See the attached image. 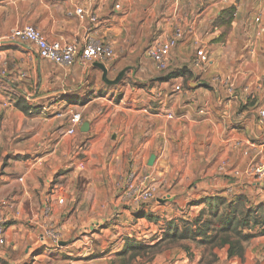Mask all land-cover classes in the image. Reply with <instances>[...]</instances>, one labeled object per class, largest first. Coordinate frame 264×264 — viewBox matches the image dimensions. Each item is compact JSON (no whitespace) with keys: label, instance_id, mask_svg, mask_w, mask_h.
<instances>
[{"label":"crops","instance_id":"0c3cea01","mask_svg":"<svg viewBox=\"0 0 264 264\" xmlns=\"http://www.w3.org/2000/svg\"><path fill=\"white\" fill-rule=\"evenodd\" d=\"M126 3L114 13V0H0V38L29 24L51 42L81 44L90 37L117 52L141 49L137 39L131 48L130 28L124 29L128 10L136 5ZM173 3L181 9L184 38L171 50L169 68H185L192 78L189 89L169 97L128 84L111 106L105 101L111 86L119 85L132 65L125 64L111 84L95 64L105 67L108 81L120 71L109 78L105 63L61 67L39 59L31 44H0V199L7 217L0 264H110L124 236L146 239L160 224L148 212L161 207L124 199L121 185L130 171L152 174L166 221L193 214L203 206L197 202L209 196L242 194L264 204V184L257 177L233 174L264 160V122L257 113L264 109V32L256 35L254 22L259 17L264 25V0H232L237 13L226 33L216 22L229 0ZM75 6L91 12L95 22L78 18ZM164 20L156 26L165 28ZM122 28L126 46L118 45ZM140 33L138 39L146 34ZM170 34L163 31L160 38ZM196 39L210 53L203 72L190 67ZM218 75L232 77V91L214 81ZM204 102L208 107L201 113ZM104 105L101 112L98 106ZM69 109L81 115L73 134L67 133ZM221 251L220 259L238 264ZM241 264H264V237L247 244Z\"/></svg>","mask_w":264,"mask_h":264},{"label":"rangeland","instance_id":"374dc122","mask_svg":"<svg viewBox=\"0 0 264 264\" xmlns=\"http://www.w3.org/2000/svg\"><path fill=\"white\" fill-rule=\"evenodd\" d=\"M117 2H120L121 5H119ZM126 2L127 0H114V13H117L118 10L126 9L127 8ZM230 2H232V0H229V3H227V7H225V9L232 7L234 9L233 11V17H234L235 13H237V10H235V6L233 7V5H231ZM133 3H136V5L131 6L130 14L128 10L129 16H127V18L123 21V23L126 24V26L124 25V29H128V27L130 28L128 30V34L131 36L129 40L131 48L135 47L134 45H132L135 39H137L136 40L137 44L143 43V47L142 48L140 47L141 49L136 48L135 50L132 51H126V49H124L123 51L117 52L116 51L117 48L116 47L114 48L113 45L115 56L111 61H109L106 64L108 67V77L114 78V76L123 68L125 64L128 65L130 64L132 65V67L126 70V73L124 74L119 85L111 86L112 97L110 96L109 99L106 98L105 100V101H110L111 106L114 105V102H117L121 97H123V94L126 91L128 84L129 87L134 88L135 91H138V89H144L148 86L153 87L155 95L159 93L161 98L163 95H167L169 97V95L173 94L175 90L178 91L177 89L178 85L176 84H180L179 85L180 89H189V81L192 78L191 75L187 74L188 72L187 70L183 78L179 77L175 80L174 83H172L171 80L172 78L168 79V75L172 74L173 70L168 67V69L165 72H158L157 70H155V68L152 67L149 58L146 57L145 55V50L149 46L150 42L155 38H160L161 33L163 31L172 33L174 26L183 27L182 20L180 19L181 16L180 6L176 7L175 3H173V0L172 1L168 0L167 4L165 3L164 5L163 4L150 5L140 0H133ZM160 18L166 19L164 20L165 22L161 21V24H163L164 26L166 25V27L163 29L161 27L156 26V22ZM193 18L194 16L186 18L187 22H189V19H191L192 21ZM226 21L227 20H223V22ZM117 23H118L117 18H114V25ZM213 24H215V22H213L210 25L211 28L214 27V26L212 27ZM229 28L230 25L226 23H223L220 26L221 31L225 33L229 31ZM126 32L127 30H123V28L122 30L119 31V37H118L119 46L127 45L126 41L123 42V40L126 39V35H127L125 34ZM140 32H145L146 34L143 35L140 39H138V34H141ZM93 40L102 41L101 39L98 38ZM75 64L84 66L79 63H75ZM140 66L143 67V69H140L141 68ZM153 76L158 77L157 82L154 81V79H151ZM162 81H166V85L161 84L162 86H160V83ZM93 104L96 103L94 102ZM151 104H153V102ZM105 108L106 105L102 107L98 106V109L101 112H103ZM109 121L110 120H108L107 123ZM113 121L112 123H114ZM157 193L158 192L155 193L154 198L145 202L147 203V205H154L161 207L160 212L158 211L148 212L150 214L149 216L152 221L155 220L160 221V224L158 223V226L154 229L155 232L150 233L146 239H142V240H136L133 236L132 237L124 236L123 237L124 243L122 245L120 244V247L117 248L118 251L114 254V258L110 259V264H227V261L225 259H220L219 257L220 254L222 253L220 248L211 250L210 246L198 243L197 240L199 239H197L196 241H192L190 239H181V240L179 239L170 240L167 238L163 239V234H164L163 230L165 228L164 224L166 222L164 216L166 214L165 213L166 210L165 208H163L164 204L159 203V201H156V198L161 197ZM234 197L235 196H230L225 198L233 199ZM163 201L169 203L168 201L171 200L164 199ZM193 202L194 201H191L190 203ZM251 203H255V201H251ZM201 208L197 209L191 215L186 216V214L183 213L185 216L183 214L181 216L184 217L177 216V221H175L174 219L172 220L169 219V220L179 224H181L180 223L181 220L192 221L199 215ZM129 243H132L133 245L136 244L138 247L133 251H127L126 246ZM214 253H216L215 261H213L212 263H208L209 261L211 262V256ZM196 256H200V259L196 260Z\"/></svg>","mask_w":264,"mask_h":264},{"label":"built area","instance_id":"2783aa9c","mask_svg":"<svg viewBox=\"0 0 264 264\" xmlns=\"http://www.w3.org/2000/svg\"><path fill=\"white\" fill-rule=\"evenodd\" d=\"M118 7V6H117ZM73 13L80 19L87 18L89 23L95 22V16L87 9L81 6H75ZM256 35L264 32V25L259 17L254 18ZM190 30V29H189ZM195 32V30H193ZM184 38L183 27L174 26L172 33L165 38H155L151 41L145 50V55L152 62L155 70L165 72L169 67V58L171 50ZM3 42L17 44H31L36 51L39 59L49 61L61 67H70L75 63L87 65L92 62H102L107 64L115 56L114 49L110 44L103 43L88 37L81 44L77 42H51L35 27L29 24L18 26L10 33L0 38V44ZM210 61V53L205 42L196 39L193 41V56L191 58L190 67L192 71L203 72L207 69ZM215 82L224 84L228 90H233V79L228 76H216ZM177 89H180L177 86ZM208 103L204 102L200 109L204 113ZM71 115V126L67 133L73 134L76 126L81 124V115L78 112L69 110ZM258 121L264 122V109H258ZM172 118L171 114L167 115ZM234 176L244 175L257 177L264 184V160L255 164H248L242 170L233 172ZM124 199L131 200L139 204L145 203L154 198L156 186L153 176L150 173L138 175L133 171L128 172L123 180ZM6 202L0 199V244L3 243V234L5 231L7 217L4 213ZM56 241V237L53 236Z\"/></svg>","mask_w":264,"mask_h":264},{"label":"trees","instance_id":"16d2710c","mask_svg":"<svg viewBox=\"0 0 264 264\" xmlns=\"http://www.w3.org/2000/svg\"><path fill=\"white\" fill-rule=\"evenodd\" d=\"M234 9H224L222 19L216 24H229L233 19ZM226 16V17H225ZM225 17V18H224ZM223 20H227L223 22ZM186 69L172 72L168 79L183 78ZM187 74L191 75L188 71ZM233 199L222 196L201 198L197 203H203L199 215L194 220H181L180 223L166 221L163 239H190L200 244L210 246L211 250L225 249L227 257H236L238 264L245 258L247 244L256 237H264V204L251 203L245 195H234ZM127 251H133L138 246L127 244ZM216 253L211 256L212 263Z\"/></svg>","mask_w":264,"mask_h":264},{"label":"water","instance_id":"95a60500","mask_svg":"<svg viewBox=\"0 0 264 264\" xmlns=\"http://www.w3.org/2000/svg\"><path fill=\"white\" fill-rule=\"evenodd\" d=\"M95 65H96L97 67H99V68L102 70V72H103L102 77H103V79L105 80V82H107V83H111V84L116 83V82L119 80V78L121 77V75L123 74V72H124V70L120 71L119 74L117 75V77H116L114 80H112V81H108V80L106 79V73H107V70L105 69V67H104L102 64H100V63H96ZM86 126H87L86 123L83 124V126L81 127L80 130H81V131H85V130H86ZM153 159H154V156L152 155V156L149 158L148 165H152Z\"/></svg>","mask_w":264,"mask_h":264}]
</instances>
